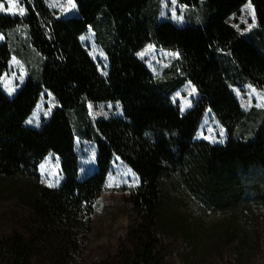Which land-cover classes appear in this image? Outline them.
Listing matches in <instances>:
<instances>
[{"label":"trees","instance_id":"trees-1","mask_svg":"<svg viewBox=\"0 0 264 264\" xmlns=\"http://www.w3.org/2000/svg\"><path fill=\"white\" fill-rule=\"evenodd\" d=\"M199 6L200 0H178ZM23 16L0 13V180L33 183L26 194L23 231L0 235V264H79L82 245L115 157L138 176L130 189L133 223L115 254L98 264H170V244L161 230L164 184L177 180L206 204L220 209L258 199L264 187V109L244 111L231 87L250 83L264 89V0H205L201 25L158 20L156 0H74L77 14L57 17L45 0H21ZM250 3L260 37H248L229 23ZM26 26L40 54L38 75L29 76L13 96L2 89L12 51L7 32ZM91 27L108 60L107 75L80 37ZM179 53L182 78L166 90L138 57L147 44ZM184 80L198 92L181 112L170 93ZM57 106L40 128L26 124L43 91ZM118 102L122 116L85 122L82 136L97 147L96 169L78 174L72 111L85 118L87 102ZM207 110L225 128L223 144L197 140ZM50 153L59 157L62 183L40 182L39 166ZM257 242L264 257V233ZM84 235V236H82ZM237 246L226 245L217 264H236Z\"/></svg>","mask_w":264,"mask_h":264},{"label":"rangeland","instance_id":"rangeland-1","mask_svg":"<svg viewBox=\"0 0 264 264\" xmlns=\"http://www.w3.org/2000/svg\"><path fill=\"white\" fill-rule=\"evenodd\" d=\"M0 0L5 10L0 13L23 16L24 9L20 2ZM160 11L158 20H170L175 25L187 23L201 25L207 10L200 0L199 6L181 4L178 0H156ZM47 6L56 12L57 17H69L77 14L74 0H45ZM13 8L12 12L6 11ZM229 23L248 37H260L253 6L248 2L238 14L229 18ZM8 43L12 51L8 70L1 78V86L8 96H13L29 76L40 72L42 58L30 42L26 26H18L7 32ZM83 46L97 63L102 75H107L108 60L103 48L97 43L91 27L80 37ZM5 41L0 33V43ZM260 43L264 46V38ZM264 49V48H263ZM264 51V50H263ZM138 57L145 63L152 74L164 84L182 78L179 53L164 49L153 43L147 44L138 52ZM242 109L248 111L255 107L264 109V89L250 83L231 87ZM171 100L178 104L181 112L188 111L198 92L188 80L170 93ZM57 106L53 95L43 91L36 107L28 117L26 124L40 128L49 119ZM122 116L118 102H87L85 118L72 111L71 120L77 134L75 149L78 155L79 178L96 169L97 147L93 141L82 136L85 122L98 119H110ZM227 138L225 128L210 110H207L196 133L197 140H206L212 144H223ZM40 182L49 187L62 183L59 157L50 153L39 166ZM251 185L257 183L264 187V177H252ZM139 184L138 176L122 160L115 157L108 171L104 190L100 193L95 211L91 217L89 232L82 245L79 264H98L101 258L116 253L124 240L129 226L133 223L129 205L130 189ZM54 185V186H50ZM33 188V183L22 178L0 180V235L9 233L12 228L23 231V218L27 214L26 194ZM161 230L163 237L170 244V264H217L226 245L237 246L236 264H264V257L259 250L258 229L264 233V205L258 199L241 202L227 209L214 208L195 197L177 180L164 184V200L161 209ZM84 236V235H82Z\"/></svg>","mask_w":264,"mask_h":264},{"label":"snow or ice","instance_id":"snow-or-ice-1","mask_svg":"<svg viewBox=\"0 0 264 264\" xmlns=\"http://www.w3.org/2000/svg\"><path fill=\"white\" fill-rule=\"evenodd\" d=\"M6 2H9V3L14 4L15 3V0H6ZM0 10H5L3 8V3L2 2H0ZM6 11L12 12L13 11V8H8V9H6ZM19 12H20V14H23L24 9H20ZM50 186H54V185H50Z\"/></svg>","mask_w":264,"mask_h":264}]
</instances>
